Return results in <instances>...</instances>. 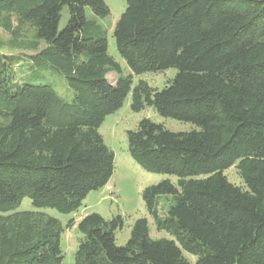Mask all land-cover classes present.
<instances>
[{"label":"trees","instance_id":"16d2710c","mask_svg":"<svg viewBox=\"0 0 264 264\" xmlns=\"http://www.w3.org/2000/svg\"><path fill=\"white\" fill-rule=\"evenodd\" d=\"M113 37L134 74L173 67L161 88L131 74L110 82L120 66L107 52L99 18L104 0H0V16L14 13L35 27L45 46L31 57L52 67L73 91L67 100L50 84L14 82L11 56L0 55V264H61V222L40 211H13L24 197L62 213L78 209L112 175L114 153L98 128L121 107L150 105L162 116L196 128L173 132L149 118L126 132L132 159L145 170L177 177L142 191L157 230L134 221L125 244L115 231L120 215L89 213L76 223L81 236L74 264H264V0H124ZM69 18L58 30L60 13ZM0 27L16 35L9 17ZM235 165L242 186L223 173ZM170 195L164 216L159 197ZM5 212L8 215H3Z\"/></svg>","mask_w":264,"mask_h":264},{"label":"rangeland","instance_id":"374dc122","mask_svg":"<svg viewBox=\"0 0 264 264\" xmlns=\"http://www.w3.org/2000/svg\"><path fill=\"white\" fill-rule=\"evenodd\" d=\"M109 8V14L104 18L94 16L86 8V18L96 20L105 30L107 39V52L118 62L120 72L111 71L107 74L110 82H114L119 75L131 74L132 85L139 80H144L149 86L157 89L163 88L168 80H171L177 70L173 67L159 72H145L134 74L131 72L125 60L120 56L113 37L114 26L121 13L125 9L124 0H104ZM0 16L9 17L12 29L16 35L0 27V55L11 56V67L14 72V82L32 84H50L60 96L70 100L73 91L68 86L66 79L57 69L45 67L37 69L33 67L31 57L35 55L39 48L45 46L43 40H39L37 50L31 48L35 41V27L29 23H21L14 13H3ZM69 18L68 7L64 6L60 13L58 30H61ZM131 91L126 95L121 107L107 114L98 128L103 142L111 148L114 153V168L108 182L97 190L90 191L78 209L71 213H62L51 207H35L28 197H24L20 204L11 212L16 211H40L57 218L64 226V231L60 237V246L63 252L61 264H74V253L77 248L78 238L81 236L76 225L65 228L66 223L72 218L77 223L81 217L95 212L105 219L120 215L123 218V226L115 231V241L118 245L126 243L130 236V231L134 221L138 218L147 219L148 233L151 239L172 238L165 230H157L153 217L148 213L142 191L145 187L156 184L164 179H169L174 184L177 177L168 173H154L145 170L137 164L128 151L127 136L128 130L135 129L138 122L143 118L161 123L173 132L189 131L196 128L188 122L160 115L153 106L147 105L140 111H133L130 108ZM227 179L239 186H242V179L235 165H232L224 172ZM172 203L170 195L159 197L158 212L164 216L169 205ZM5 212L3 215H8ZM183 255L194 264L196 257L183 251Z\"/></svg>","mask_w":264,"mask_h":264}]
</instances>
